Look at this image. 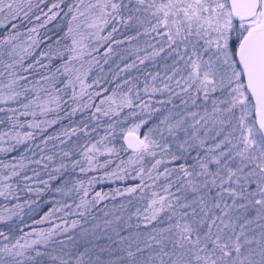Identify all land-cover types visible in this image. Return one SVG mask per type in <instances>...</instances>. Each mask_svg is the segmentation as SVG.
Masks as SVG:
<instances>
[{
  "label": "snow or ice",
  "instance_id": "1",
  "mask_svg": "<svg viewBox=\"0 0 264 264\" xmlns=\"http://www.w3.org/2000/svg\"><path fill=\"white\" fill-rule=\"evenodd\" d=\"M0 105V264H264V0H0Z\"/></svg>",
  "mask_w": 264,
  "mask_h": 264
},
{
  "label": "trees",
  "instance_id": "2",
  "mask_svg": "<svg viewBox=\"0 0 264 264\" xmlns=\"http://www.w3.org/2000/svg\"><path fill=\"white\" fill-rule=\"evenodd\" d=\"M57 24H60L61 27H63V23L61 22V20H56V21H53L51 22L47 28L48 29H51L52 32H58V29L56 27ZM41 31H45V29H41ZM117 38H120L119 36ZM107 68V66H106ZM133 75H136V73H132ZM110 79V77H109ZM90 82V81H89ZM103 88H110L111 86L107 83L103 84L102 85ZM95 91H100L101 89L100 88H95L94 89ZM96 103H99V100H96L95 101ZM2 106V105H0ZM91 110H88V111H85L83 113H80V112H77V114L73 117H71V120L69 119H63L60 123L56 124V125H53L51 129L48 130L49 134H52V133H55L57 131H59L63 126H67L69 125L70 123H72L73 125H79V126H83L82 125V121H87V118H88V115H89V112ZM3 116V113H0V117ZM106 119V118H105ZM100 135H103V132L100 131L99 133ZM23 149L21 148L20 151H22ZM14 154H18V153H14ZM3 158V154H0V159ZM118 186L117 184H105V185H102V186H98L96 190H103V191H108L109 187H116ZM26 198V197H25ZM34 199V197H33ZM44 200H49L50 197L48 196H45L43 198ZM0 203H3L2 200H0ZM103 205H101L102 207ZM51 207V204H39L38 206H33V209L31 212H29V210L26 208L25 209V215L23 216V218H20V217H17V218H14L13 221H10V222H7V223H3V224H0V231H5L7 233V228L9 225H13L15 226L16 228H22L24 231H29L30 228H29V225H32L33 224V221L35 220H38L46 211H48V209ZM43 227H47L48 225L45 224V225H42ZM19 234V233H17Z\"/></svg>",
  "mask_w": 264,
  "mask_h": 264
}]
</instances>
